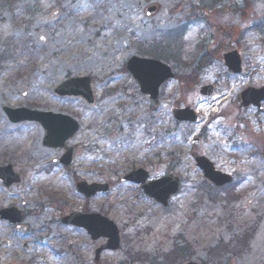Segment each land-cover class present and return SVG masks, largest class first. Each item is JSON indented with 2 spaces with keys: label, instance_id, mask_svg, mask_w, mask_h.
<instances>
[{
  "label": "rangeland",
  "instance_id": "rangeland-1",
  "mask_svg": "<svg viewBox=\"0 0 264 264\" xmlns=\"http://www.w3.org/2000/svg\"><path fill=\"white\" fill-rule=\"evenodd\" d=\"M151 6L157 9L149 15ZM170 31H179L170 42L177 61L162 60L176 77L152 100L127 61L155 57ZM232 50L242 57V74L224 63ZM79 76L91 78L93 106L54 93ZM209 84L214 96H201ZM263 85L264 0H0V146L25 157L27 181L14 192L16 204L26 202L31 228L0 233V240L14 238L9 248L0 242V264H96L94 251L104 242L61 223L87 202L53 164L60 152L43 145L41 127L11 123L5 106L53 110L80 122L70 143L81 150L77 168L90 164V183L111 185L90 198V211L113 220L122 237L121 248L104 252L100 264H264V104L240 101L244 89ZM186 106L199 123L174 120L173 109ZM196 154L233 182L211 184ZM137 168L151 179L181 178L168 207L121 181Z\"/></svg>",
  "mask_w": 264,
  "mask_h": 264
},
{
  "label": "water",
  "instance_id": "water-1",
  "mask_svg": "<svg viewBox=\"0 0 264 264\" xmlns=\"http://www.w3.org/2000/svg\"><path fill=\"white\" fill-rule=\"evenodd\" d=\"M156 6L148 9V14L151 15L156 11ZM226 66L234 73H242V59L237 50H233L224 54ZM128 70L138 81L141 91L149 95L152 99H156L159 95L161 86L169 79L174 77L172 68L157 59L133 56L127 64ZM215 87L207 85L200 89V93L204 96L214 94ZM55 92L60 96H79L85 98L90 105L95 102L94 93L92 90L91 79L88 76L71 78L60 84ZM264 101V86L261 88L249 87L241 93V103L245 107L255 105L261 107ZM5 111L10 121L17 123L20 121H38L42 124L46 131L44 145L50 147H63L66 153L60 159L64 165L69 166L74 162L75 148L68 147L67 142L71 139L79 129V123L76 119L69 115L57 113L54 111L31 110L27 108L11 109L5 107ZM173 116L178 122H198L199 116L196 115L190 107L176 108L173 110ZM199 138L194 139L193 143L198 144ZM197 166L204 172V176L217 186H223L232 181V176L218 171L214 163L203 155L195 156ZM149 173L144 169H137L127 174L123 181H131L141 184L145 194L154 198L157 202L168 205L170 197L176 194L180 188V178L174 175H167L158 180L147 182ZM0 178L6 186L12 183H19L21 177L14 173L9 168L0 169ZM79 192L86 197H93L100 192L107 193L110 190L108 184L99 183H79L77 185ZM0 216L11 224L21 223L23 217L16 208H9L0 211ZM64 224L73 225L85 229L90 234L92 240L100 238L106 239V243L102 244L95 251L96 262L100 261L101 254L105 250H118L121 245V237L119 227L109 218L101 213L90 212L81 213L73 212L62 218ZM18 230L23 232L25 226H19ZM185 264H198L197 262H188Z\"/></svg>",
  "mask_w": 264,
  "mask_h": 264
},
{
  "label": "flooded vegetation",
  "instance_id": "flooded-vegetation-1",
  "mask_svg": "<svg viewBox=\"0 0 264 264\" xmlns=\"http://www.w3.org/2000/svg\"><path fill=\"white\" fill-rule=\"evenodd\" d=\"M39 125V124H38ZM40 126V125H39ZM75 146V145H73ZM51 149H55V148H51ZM55 150H58L60 152L58 157H55L53 159V164H55L56 166H58V168L60 170H63L64 172H66V176L68 177V173L70 178L69 182L71 180V183H73V185L76 186V184H78L79 182H85L87 184H90V164L87 167L81 166V168H77V159L79 157V152L80 147L79 146H75V163L72 166H64L61 163H59L57 160L60 159L63 154H64V149L62 148H56ZM24 160L25 157L22 156V158L17 157L16 158V154L13 151L12 147L10 146H0V169H4V168H9L13 169V171L20 173L21 178H22V183L20 184H12L10 186H6L4 181L0 178V211L5 210V209H9V208H18V210L21 212L24 221L23 224L26 227V233H29V231H31V228L28 224V214L29 212L27 210H25L24 205H26L25 201H21V204H16L15 203V192L14 189L16 187L22 186L25 184V182L27 181V175L25 172V169L27 167V163L24 164ZM22 161V162H21ZM19 165L23 166V168L19 169ZM79 198L86 200L87 204L85 206V209L88 213H90V197H88L87 199L81 195L78 194ZM83 210V211H84ZM7 230H11L14 232H18V234H22L18 231V227L16 225H12L8 220L2 218L0 216V233L2 232H6ZM90 238V235H89ZM1 245L5 246L7 248L11 247L14 244V238H3L0 240ZM23 250L25 252H29L30 251V247L28 246L27 242L23 243Z\"/></svg>",
  "mask_w": 264,
  "mask_h": 264
},
{
  "label": "trees",
  "instance_id": "trees-1",
  "mask_svg": "<svg viewBox=\"0 0 264 264\" xmlns=\"http://www.w3.org/2000/svg\"><path fill=\"white\" fill-rule=\"evenodd\" d=\"M177 32H168L167 33V38L169 39L168 44H165V46L162 47H158V51H156L155 53H153L155 55L156 58H161L164 60H169L170 58L177 61V56H176V52H173L172 50V44L170 42H172V40L174 38H176L178 36Z\"/></svg>",
  "mask_w": 264,
  "mask_h": 264
},
{
  "label": "snow or ice",
  "instance_id": "snow-or-ice-1",
  "mask_svg": "<svg viewBox=\"0 0 264 264\" xmlns=\"http://www.w3.org/2000/svg\"><path fill=\"white\" fill-rule=\"evenodd\" d=\"M41 39H43V37Z\"/></svg>",
  "mask_w": 264,
  "mask_h": 264
}]
</instances>
